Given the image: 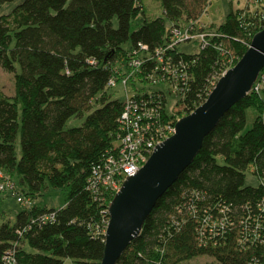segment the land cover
I'll use <instances>...</instances> for the list:
<instances>
[{"label":"trees","instance_id":"trees-1","mask_svg":"<svg viewBox=\"0 0 264 264\" xmlns=\"http://www.w3.org/2000/svg\"><path fill=\"white\" fill-rule=\"evenodd\" d=\"M14 1L0 0V6ZM158 1L163 17L153 19L146 18L141 0H22L0 15V66L15 79L13 97L0 93V172L17 176L27 189L25 195L34 200L48 187L65 195L59 209L35 204L32 210L17 213L13 224L0 225V264H7L4 257L9 251L14 252L15 264H63L64 259L100 263L104 235L96 236L95 227L107 206L94 201L86 181L119 133L123 101L111 97L108 81L121 75L120 67L132 50L140 44L150 52L165 46L172 25L201 20L210 3ZM263 12L230 9L215 30L222 38L212 40L222 45V54L213 46L192 54L177 47L167 54L175 63L182 62L176 68L185 77L176 116L190 114L207 99L222 72L240 59L252 36L264 28ZM157 65L144 62L131 78L135 95L148 92L139 90L137 83L154 84L159 79ZM252 107L259 115L245 130L246 111ZM166 112L163 109L165 116ZM263 112L264 85L223 115L193 162L156 201L140 234L116 264H179L198 256L213 257L218 264L249 263L255 251L237 242V226L216 246H199L191 206L200 214L205 209L216 214L227 206L235 225L249 211L262 213L256 208L264 199V183L246 186L245 172L252 167L264 180ZM73 117L84 118L82 125L66 129ZM18 133L20 157L15 146ZM53 210H58L53 224H31L38 214Z\"/></svg>","mask_w":264,"mask_h":264},{"label":"built area","instance_id":"built-area-1","mask_svg":"<svg viewBox=\"0 0 264 264\" xmlns=\"http://www.w3.org/2000/svg\"><path fill=\"white\" fill-rule=\"evenodd\" d=\"M214 38H222V35L211 30L210 26L201 20L189 21L185 26L172 25L165 46L150 52L146 45L140 44L138 49L130 52L126 65L123 64L120 67L121 75H115L108 81L107 87L109 89L116 87L119 82L123 85L125 99L123 100L122 112L118 118L119 133L116 142L97 163L93 164L86 181V190L91 194L94 201L100 206H107L102 212L101 222L95 227L96 236L105 234L109 222L108 207L126 176H133L147 162L154 146L174 134V124L179 120L174 112L179 109L178 102L181 100L179 93L183 89L181 86L185 85V77L184 74H179L176 68L182 62L175 63L167 54L180 45L191 42L198 45L197 51L213 46L222 54V45L212 44ZM151 61L158 62L156 69L160 70L159 79H154L153 83L154 85H166L168 87L167 93L158 89L156 92L148 91L145 93L146 95L142 93L140 95L129 94L127 84L139 72L144 62ZM225 72L226 70L222 72L220 77ZM117 78H120L119 82ZM177 78L181 79V84L178 83ZM263 85L264 75H260L250 92L259 93ZM171 100L172 104L170 103ZM163 109L168 111L166 116ZM15 187L14 182L4 177L0 172V193L11 191L16 202L24 210H32L35 206V200L17 192ZM191 207L193 217L198 224L197 242L199 246L205 248L216 246L226 236L227 232L237 226L239 229L237 242L241 246H245L246 249L253 250L255 253L258 252L257 254L253 252V257L248 264H264V199L256 208L258 212H262L261 214L249 211L248 215L241 217L237 225L228 216L231 211L227 206L219 208L216 214L209 209H205L200 214L195 205ZM57 214L58 210L40 213L32 218L31 224H53ZM258 254L260 258L257 256ZM4 260L7 264H15L14 252H7Z\"/></svg>","mask_w":264,"mask_h":264},{"label":"water","instance_id":"water-1","mask_svg":"<svg viewBox=\"0 0 264 264\" xmlns=\"http://www.w3.org/2000/svg\"><path fill=\"white\" fill-rule=\"evenodd\" d=\"M264 68V28L240 59L217 80L207 99L174 124V134L156 144L147 162L126 176L108 207L109 222L99 264H116L140 234L156 201L193 162L205 137L223 115L246 97Z\"/></svg>","mask_w":264,"mask_h":264},{"label":"rangeland","instance_id":"rangeland-1","mask_svg":"<svg viewBox=\"0 0 264 264\" xmlns=\"http://www.w3.org/2000/svg\"><path fill=\"white\" fill-rule=\"evenodd\" d=\"M20 2H22V0H15L14 2L1 5L0 15H5L10 13L12 8H14ZM141 4L147 19L163 17V10L158 0H141ZM231 8H233L234 10L237 9L242 10L243 13L246 14L252 13L256 10L264 11V0H210V3H208L206 10L202 12L201 21L207 24L208 26H210L211 30H216V28L224 22L225 17L227 16ZM186 24L187 22L184 20L178 23V25L180 26H185ZM114 25L116 26V21H114ZM136 28H137L136 25L132 26L133 30H136ZM124 47L128 48L129 44H126ZM179 48L180 50H182V52L188 54H192L199 49L198 45L194 42L180 45ZM116 66L120 67L121 65L120 63H118L116 64ZM136 86L138 87L139 90L142 89V91H150L156 89L157 90L162 89L166 93L168 91V87L166 85H161V84L143 85L141 83H137ZM127 91L129 94H133L132 86L130 83L127 84ZM0 93L7 97H13L15 94L14 73L6 72L5 70L2 69L1 66H0ZM109 94H111L112 98L118 99L119 101H123L125 99L124 88L120 82L116 85V87L111 88L109 90ZM170 103L172 104V100ZM95 106H97L96 103ZM258 115L259 113L257 109L253 107L247 109L245 130H248L252 127L254 120ZM262 116L264 120V112ZM83 120L84 118L80 119L73 117L67 121L65 128L69 129L74 127H80L83 123ZM15 146H16L17 156L20 157L21 155L20 133H18L17 135ZM1 173L3 174L4 177L14 182L16 186L15 190L17 192L23 194L27 192L26 187L20 184V180L17 176H9L8 174L2 171ZM262 182L264 183V180L261 181L254 174V169L252 167H249L246 170L245 172L246 186L257 187ZM35 204L41 208L59 209L62 205L65 204V195L63 194V192H61V190L48 187L47 189L42 190L39 194L35 196ZM23 209L24 208L16 202L15 196L11 191L0 193V225L4 221L13 224L15 222L17 213H19ZM63 264H73V262L70 259H64ZM179 264H218V262L216 261L215 258L210 256H198L191 260L181 262Z\"/></svg>","mask_w":264,"mask_h":264}]
</instances>
